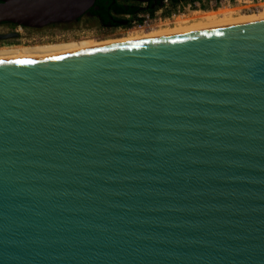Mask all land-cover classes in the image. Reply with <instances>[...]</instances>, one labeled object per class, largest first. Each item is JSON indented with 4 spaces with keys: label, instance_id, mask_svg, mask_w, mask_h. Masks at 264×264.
Returning a JSON list of instances; mask_svg holds the SVG:
<instances>
[{
    "label": "water",
    "instance_id": "obj_1",
    "mask_svg": "<svg viewBox=\"0 0 264 264\" xmlns=\"http://www.w3.org/2000/svg\"><path fill=\"white\" fill-rule=\"evenodd\" d=\"M0 264H264V20L0 57Z\"/></svg>",
    "mask_w": 264,
    "mask_h": 264
},
{
    "label": "rangeland",
    "instance_id": "obj_2",
    "mask_svg": "<svg viewBox=\"0 0 264 264\" xmlns=\"http://www.w3.org/2000/svg\"><path fill=\"white\" fill-rule=\"evenodd\" d=\"M130 2L137 3L136 1H132V0ZM141 5H143L144 7L145 3L141 2ZM167 5L170 6L171 4H167ZM180 5L182 4L177 5V7L172 10L176 11L178 7H181ZM210 9L211 8L209 7H202V6L200 9L192 8L185 13V16L189 15L188 18H191L189 21L192 22L196 19H202L201 18L202 12L194 13V11H211ZM215 12L219 16L221 15L225 16V14H221V13L218 14L216 10ZM194 17L196 18L194 19ZM174 26H169V27H174ZM132 27L133 26L131 25L123 26L122 28L99 26L98 23L95 21V19L87 18V17H83L82 19L73 23H52L42 27L23 26L22 29L18 28L14 23H0V32H8V31L18 32V36L16 37L0 39V53H11V52L31 53V52H42V51L44 52L48 50H56L70 46L84 45V44L86 45V43L91 44L113 38H120V37L122 38L128 35H132L133 33H137V35L139 34L141 35L142 32H144V30H140V28H132ZM160 27L167 28L166 26L164 27L160 26ZM133 29L136 30L131 31Z\"/></svg>",
    "mask_w": 264,
    "mask_h": 264
},
{
    "label": "bare ground",
    "instance_id": "obj_3",
    "mask_svg": "<svg viewBox=\"0 0 264 264\" xmlns=\"http://www.w3.org/2000/svg\"><path fill=\"white\" fill-rule=\"evenodd\" d=\"M202 12V19H196L192 22L188 18L189 15L179 14V16H171L166 19H161L157 21V23L153 26L143 27H132V28H140V30H144L142 34L137 35V33H133L132 35H128L125 37L120 38H113L109 40H102L100 42L89 43L86 45H76L70 46L66 48H60L56 50H48L42 52H11V53H0V57H11V56H35V55H47V54H58V53H65L71 51H77L82 49H88L97 46L109 45V44H116V43H124V42H134V41H141L147 39H155L161 37H168L183 33L225 27V26H232L238 25L243 23H249L259 20H264V9L255 12H248V13H236V14H225V16L217 15L215 11H194V13ZM207 13V14H205ZM219 14V13H218ZM184 15V16H182ZM218 16V17H217ZM198 17V16H196ZM194 17V19L196 18ZM178 18V19H177ZM177 19V20H176ZM176 20V21H175ZM186 23V24H185ZM18 28L23 27L24 25L14 23ZM177 24V25H176ZM176 25V26H174ZM160 26H166L167 28H162ZM174 26V27H169ZM22 29V28H21ZM130 29V28H129ZM133 29L131 31H134ZM139 30V31H140ZM147 30V31H145ZM149 30V31H148ZM129 31V32H131ZM127 32V33H129ZM16 37V36H15Z\"/></svg>",
    "mask_w": 264,
    "mask_h": 264
},
{
    "label": "built area",
    "instance_id": "obj_4",
    "mask_svg": "<svg viewBox=\"0 0 264 264\" xmlns=\"http://www.w3.org/2000/svg\"><path fill=\"white\" fill-rule=\"evenodd\" d=\"M179 4H182L180 5L181 7H178L176 11H173L172 9H175ZM201 6L209 7L211 8V11L216 10L221 14L247 13L264 9V0H185L178 2L173 6H168L167 4L160 5L153 11H139L137 17L132 20L129 25L133 27H151L161 19H166L171 16H179V14H184L192 8L200 9ZM19 28L22 27L19 26Z\"/></svg>",
    "mask_w": 264,
    "mask_h": 264
},
{
    "label": "trees",
    "instance_id": "obj_5",
    "mask_svg": "<svg viewBox=\"0 0 264 264\" xmlns=\"http://www.w3.org/2000/svg\"><path fill=\"white\" fill-rule=\"evenodd\" d=\"M131 0H95L94 4L90 7V12L100 18L99 26H104L105 22L110 21L116 14L120 16L124 15L128 18V23L130 24L132 20L137 17V13L142 10L153 11L156 7L160 6L159 3L152 6V0L147 2V7H143L140 1L130 2ZM180 0H171L172 6L175 5ZM94 6H97L95 8ZM115 24V23H114ZM113 24V25H114ZM125 25V24H124Z\"/></svg>",
    "mask_w": 264,
    "mask_h": 264
},
{
    "label": "flooded vegetation",
    "instance_id": "obj_6",
    "mask_svg": "<svg viewBox=\"0 0 264 264\" xmlns=\"http://www.w3.org/2000/svg\"><path fill=\"white\" fill-rule=\"evenodd\" d=\"M181 1H185V0H180L178 2H181ZM152 3H154L153 0H152ZM157 3H159L161 6L165 5V4H172L171 0H157L154 4H157ZM94 7L97 8V6H94ZM89 11H90V8H89ZM83 17L92 18V19H95L96 22H98V23L100 22V18H98L97 16H94L92 13H90V14L89 13H85V14L81 15L75 21L64 22V23H73V22H76V21L82 19ZM123 20H126V22H123ZM1 23H8V22H1ZM100 23H102V22H100ZM126 23H128L127 16H124V15L120 16L119 14H116V17H113L110 21L105 22L104 26H109V27H114V28H122L123 26H128L129 25V24H126ZM5 39H7V38H5Z\"/></svg>",
    "mask_w": 264,
    "mask_h": 264
}]
</instances>
